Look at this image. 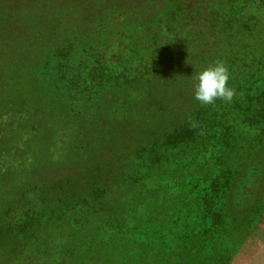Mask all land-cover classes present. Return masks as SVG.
Instances as JSON below:
<instances>
[{"label":"rangeland","instance_id":"obj_1","mask_svg":"<svg viewBox=\"0 0 264 264\" xmlns=\"http://www.w3.org/2000/svg\"><path fill=\"white\" fill-rule=\"evenodd\" d=\"M0 264H264V0H0Z\"/></svg>","mask_w":264,"mask_h":264},{"label":"clouds","instance_id":"obj_2","mask_svg":"<svg viewBox=\"0 0 264 264\" xmlns=\"http://www.w3.org/2000/svg\"><path fill=\"white\" fill-rule=\"evenodd\" d=\"M229 78L228 67L222 60H217L196 74L195 79L198 82L194 88L195 99L202 105L213 104L218 99L230 102L235 95V89L228 86ZM196 126L193 122L192 127Z\"/></svg>","mask_w":264,"mask_h":264}]
</instances>
